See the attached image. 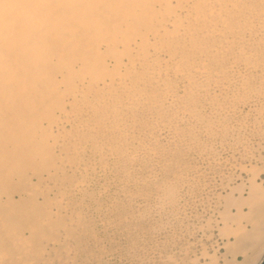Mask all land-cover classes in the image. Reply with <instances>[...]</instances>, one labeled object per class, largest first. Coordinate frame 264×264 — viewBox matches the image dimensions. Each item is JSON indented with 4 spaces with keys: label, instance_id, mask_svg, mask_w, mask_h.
Segmentation results:
<instances>
[{
    "label": "bare ground",
    "instance_id": "bare-ground-1",
    "mask_svg": "<svg viewBox=\"0 0 264 264\" xmlns=\"http://www.w3.org/2000/svg\"><path fill=\"white\" fill-rule=\"evenodd\" d=\"M262 176L264 0H0V264H261Z\"/></svg>",
    "mask_w": 264,
    "mask_h": 264
},
{
    "label": "rangeland",
    "instance_id": "rangeland-1",
    "mask_svg": "<svg viewBox=\"0 0 264 264\" xmlns=\"http://www.w3.org/2000/svg\"><path fill=\"white\" fill-rule=\"evenodd\" d=\"M262 177H263V178H262ZM262 177H261V180L264 179V176H262ZM261 180H258V182H260ZM220 252H223V250H221ZM238 260H239V261H242V258H241V257H238Z\"/></svg>",
    "mask_w": 264,
    "mask_h": 264
},
{
    "label": "water",
    "instance_id": "water-1",
    "mask_svg": "<svg viewBox=\"0 0 264 264\" xmlns=\"http://www.w3.org/2000/svg\"><path fill=\"white\" fill-rule=\"evenodd\" d=\"M261 264H264V261Z\"/></svg>",
    "mask_w": 264,
    "mask_h": 264
}]
</instances>
